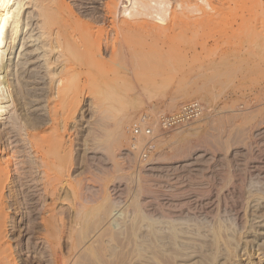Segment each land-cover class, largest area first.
Segmentation results:
<instances>
[{
	"label": "rangeland",
	"instance_id": "374dc122",
	"mask_svg": "<svg viewBox=\"0 0 264 264\" xmlns=\"http://www.w3.org/2000/svg\"><path fill=\"white\" fill-rule=\"evenodd\" d=\"M73 1L70 0L76 7ZM229 1L236 11V7L253 0ZM262 17L263 23H255L245 12L243 22L240 23V15H235L230 22L216 27L215 37L207 38L205 45H197L196 67L184 73L180 71L183 66L180 64L160 67L156 72L140 71L130 83L123 84L127 97L120 102L111 100L113 93H108V97L102 93H87L83 118V133L90 136L85 146L86 162L82 166L81 157L85 152L80 136L76 135V128H80L78 116L69 120L66 131L60 128L67 143L72 144L66 171L58 175L55 170L60 171L62 167L49 170L59 178L55 197L41 195L40 186L29 188L33 191L30 213L14 205L6 210L5 238L17 264H53L51 247L44 239L47 232L40 220L45 202L56 212L69 215L73 225L72 246L63 234L54 246L63 254L66 264H264V15ZM247 22L249 29L254 27L261 33L257 39L248 36L223 43L215 41L239 23ZM193 55L188 52V59ZM241 55L242 59L230 65L212 66L213 60L218 63ZM39 63L43 66L42 60ZM112 76L117 82L121 81L119 75ZM95 98L100 106H96ZM173 101L178 104L168 108V103ZM191 102L203 105L199 117L177 128L163 129L159 122L162 116L176 113ZM44 107L46 110L41 95L33 108L41 109L39 113L46 115ZM113 115L125 117L129 124L121 146L106 149L112 134L98 133L97 127L110 126ZM248 117L253 118L252 122ZM154 123L156 128L152 127ZM134 124L142 130L150 129V135L142 132L139 136V140H148L146 146H131ZM216 130L220 145L211 142ZM60 153L55 154L58 159ZM142 161L146 166L151 163L155 167L147 168ZM165 161L167 165L160 164ZM36 174L41 172L33 176ZM10 175L16 176L17 171ZM64 180H69L77 192L66 187ZM33 183L37 182L30 181ZM12 187L8 184L6 195L12 194ZM79 195L88 201L80 217L75 219V210L82 200ZM6 200L9 205L11 202ZM112 201L115 204L112 205ZM105 206H109L108 209ZM111 209L115 216L107 214ZM81 240L87 242L86 249L81 248Z\"/></svg>",
	"mask_w": 264,
	"mask_h": 264
},
{
	"label": "bare ground",
	"instance_id": "6f19581e",
	"mask_svg": "<svg viewBox=\"0 0 264 264\" xmlns=\"http://www.w3.org/2000/svg\"><path fill=\"white\" fill-rule=\"evenodd\" d=\"M86 1L74 0L75 7L72 6L70 0H0V264H17L11 245L4 233L7 208L14 205V208L28 209L30 213L33 191L30 192L28 189H34L37 186H40L43 192L41 195L55 197L56 182L59 178L56 176L57 180L54 177L56 174H50L49 170L53 169L50 167H62L60 171L54 169L58 175L66 171L64 169L68 167L71 155L69 147L72 144L71 141H69L70 144L67 143L60 128L66 131L69 120L76 119L78 116L80 128H76V135L80 136L85 152L81 157L82 166L86 162L85 146L88 144L89 135L87 132L86 135L85 132L83 133V121H85L83 118L85 119L84 103L88 96L87 93L91 92L97 95L102 93L107 97L108 93L110 95L113 93L114 97L111 100L115 103L120 102L127 97L123 84L130 83L135 74L141 73L140 71L145 69L156 72L160 67L170 65L175 67V64L183 65L180 69L183 73L191 67L195 68L196 60H198L195 57L198 52L197 45H205L207 38L215 37L216 27L233 19L235 15H240L242 18L240 23L243 22L245 12L252 17L255 23L262 22L261 19L264 15V0H253L248 5L245 4L246 2L241 3V7H236V11L228 4L229 0ZM87 3H91L92 6H87ZM250 21H252L251 18ZM240 23L234 29L221 34L220 38L215 41L223 43L235 38L251 36L257 39L260 36L261 33L254 27L249 29L248 22L242 25ZM188 52L194 54L191 59H188ZM242 56L233 60V57L225 58L221 62L219 60L218 63L213 60L212 66L216 68L223 63L230 65V63L242 59ZM39 60L43 61V66ZM42 68L44 71H41ZM114 74L120 76V82L119 79L117 82L115 77L113 78ZM180 87L179 89L183 88ZM116 93L117 96H115ZM41 95H43L46 105V110L44 107L46 115L43 112L39 113L41 109L33 108ZM201 98L204 100L203 97ZM95 100L97 101L96 98ZM177 104L175 101L170 102L168 108H174ZM97 108L100 109V107ZM96 109L93 111L95 112ZM247 111L249 112V110ZM246 115L248 116V114ZM106 117L109 118V116ZM108 118L106 119L109 120ZM111 118L113 122L110 126L105 127L98 123L100 127H97L99 128L98 133L111 132L110 134H112L110 140L108 139L106 149L107 146L110 149H115L118 144L121 146V142L126 138V126L128 127L129 124L123 116L113 115ZM250 118L248 117L247 120ZM251 120L253 118L249 121ZM159 122L161 124V120ZM155 123L157 125V120ZM155 123L152 125L154 128H156ZM246 123L244 122L245 126ZM98 124L96 125L98 126ZM138 127L141 129V133L145 132L146 135H150L151 132L146 133L148 127L144 130L140 126ZM251 127H253V123ZM216 135L211 136V142L220 145L219 134ZM147 141L138 138L136 142H129L135 148L138 144H148ZM19 142L20 144H18ZM140 147L142 148V146ZM181 148L183 149V147ZM57 152H61L59 159L55 156ZM105 159L109 160L108 157ZM167 163V161L160 162L163 166ZM150 164H148L149 166H146L145 163L142 165L147 168L155 167ZM32 169H35L37 173L41 172V174H36L37 176L34 177L33 173L36 172ZM12 171H17V175H10ZM11 176L13 177L11 178ZM33 180L37 183L30 184V181ZM64 182L66 187L72 188V192H77L69 180H64ZM8 184H12V188H14L10 195L5 193ZM6 199L11 202L9 205ZM81 199L79 207L75 210V219L80 217L84 204L88 201L84 197ZM113 204H115L114 201H112ZM49 206L46 202L43 203V208L40 211L42 227L47 232L44 239L51 247L53 264H66L63 254L58 252L54 246L56 239L62 236L61 234L70 240L68 243L72 246L74 241L73 225L69 222V215L61 211L56 212ZM113 210H107V214L115 216ZM95 239L97 240V237ZM80 244L82 249H86V241L81 240Z\"/></svg>",
	"mask_w": 264,
	"mask_h": 264
},
{
	"label": "built area",
	"instance_id": "2783aa9c",
	"mask_svg": "<svg viewBox=\"0 0 264 264\" xmlns=\"http://www.w3.org/2000/svg\"><path fill=\"white\" fill-rule=\"evenodd\" d=\"M203 112L201 104L198 102H191L184 105L178 112L164 115L160 118L163 129H168L171 127L180 126L182 124L188 123L195 118L199 117ZM150 130L146 129V133H149ZM132 140L136 142L141 135V129L134 124L132 127ZM145 152V150L143 151Z\"/></svg>",
	"mask_w": 264,
	"mask_h": 264
}]
</instances>
